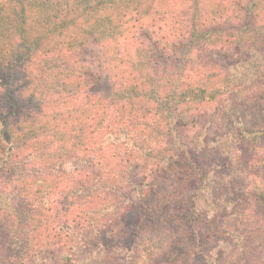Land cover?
Here are the masks:
<instances>
[{"label": "trees", "instance_id": "1", "mask_svg": "<svg viewBox=\"0 0 264 264\" xmlns=\"http://www.w3.org/2000/svg\"><path fill=\"white\" fill-rule=\"evenodd\" d=\"M183 254L264 264V0H0V264Z\"/></svg>", "mask_w": 264, "mask_h": 264}, {"label": "rangeland", "instance_id": "2", "mask_svg": "<svg viewBox=\"0 0 264 264\" xmlns=\"http://www.w3.org/2000/svg\"><path fill=\"white\" fill-rule=\"evenodd\" d=\"M223 217L217 218V222H221ZM178 223L172 221V226H171V232L173 235H176L177 241L181 244L182 252H185L186 254L188 253L190 247L195 244L194 240L192 238H189L187 233H184L183 231H179L178 229ZM186 254H183L180 256L179 260L177 261V264H202V261L200 257L198 256H192L191 258H186ZM189 259V263H187V260Z\"/></svg>", "mask_w": 264, "mask_h": 264}]
</instances>
